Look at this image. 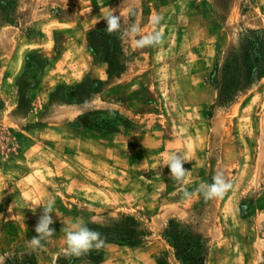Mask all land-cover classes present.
<instances>
[{"label":"rangeland","instance_id":"374dc122","mask_svg":"<svg viewBox=\"0 0 264 264\" xmlns=\"http://www.w3.org/2000/svg\"><path fill=\"white\" fill-rule=\"evenodd\" d=\"M115 3L0 0V264H182L165 239L173 219L207 242L206 264H264V178L250 157L264 134V75L219 102L231 70L248 69L255 34L264 38V0ZM113 12L119 33L135 24L138 36L163 19L158 45L124 39L126 71L110 78L89 37ZM174 153L183 183L165 165ZM217 172L233 183L222 198H182ZM52 198L55 233L33 249ZM71 221L104 245L66 253ZM134 230L146 236L132 246Z\"/></svg>","mask_w":264,"mask_h":264},{"label":"trees","instance_id":"16d2710c","mask_svg":"<svg viewBox=\"0 0 264 264\" xmlns=\"http://www.w3.org/2000/svg\"><path fill=\"white\" fill-rule=\"evenodd\" d=\"M255 36L260 39V42L259 44L253 43L246 52L249 63L248 69H232V83L220 89L219 102L222 105L229 106L234 102L246 79H259L264 75V38L260 34H255ZM124 39L118 31L109 33L106 29L92 32L89 37L90 50L97 58L108 64L107 73L110 78L120 77L126 71ZM144 236H146L145 231L134 230L131 237L124 241L135 246L141 242ZM138 237L140 238L138 239ZM165 239L178 250L177 258L182 264H206L209 254L207 242L200 239L190 226L175 219L170 220L165 232ZM91 251L93 252L94 249ZM102 259L100 251L99 256L96 257V262L99 263Z\"/></svg>","mask_w":264,"mask_h":264},{"label":"clouds","instance_id":"9594fccd","mask_svg":"<svg viewBox=\"0 0 264 264\" xmlns=\"http://www.w3.org/2000/svg\"><path fill=\"white\" fill-rule=\"evenodd\" d=\"M162 19L163 17L160 15H156L152 18V24L155 30L151 33L138 36L141 29L133 24L121 33V37L134 39L137 48L158 45L162 40V35L157 26L160 25ZM105 21L107 32L113 33L121 29L120 15H116L114 12L110 13L105 17ZM185 162L183 154L180 153L170 155L165 162V165L170 169L171 176L181 183L185 181L189 172V170L184 167ZM232 187L233 183L225 177L223 172H217L212 177L211 182L201 183L194 191L185 189L182 198L184 200H190L194 195L201 194L206 200L218 199L222 198ZM54 205L55 198L48 200L44 205L42 215L39 217L34 229L37 235L30 238L28 241L31 248L37 249L43 247V242L54 235L55 229L50 227L55 222L50 215V213L54 212ZM63 231L65 233L64 240L66 244L64 251L69 255L80 256L93 248H101L105 243L99 231L89 228L80 221L69 222L67 226L64 227Z\"/></svg>","mask_w":264,"mask_h":264},{"label":"crops","instance_id":"0c3cea01","mask_svg":"<svg viewBox=\"0 0 264 264\" xmlns=\"http://www.w3.org/2000/svg\"><path fill=\"white\" fill-rule=\"evenodd\" d=\"M118 3H115L114 7L116 9H124L126 7L134 6L135 4L132 3L133 0H117ZM22 42V40H21ZM16 45V55H21L25 50H27V47H22V44L15 43ZM30 47L31 45H26ZM259 133V132H258ZM254 146L251 147V153L250 157L252 158V162H254L255 167L261 169V173L259 177L264 178V134L260 137H257L256 142L255 139L253 140ZM254 159V160H253Z\"/></svg>","mask_w":264,"mask_h":264}]
</instances>
